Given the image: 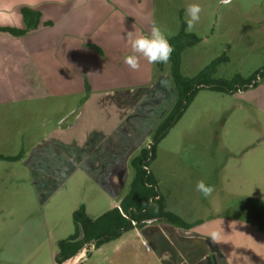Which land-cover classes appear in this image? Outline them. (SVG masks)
<instances>
[{
    "label": "rangeland",
    "instance_id": "374dc122",
    "mask_svg": "<svg viewBox=\"0 0 264 264\" xmlns=\"http://www.w3.org/2000/svg\"><path fill=\"white\" fill-rule=\"evenodd\" d=\"M191 3L203 9L187 31L199 42L183 52L181 74L195 78L225 58L213 81H258L235 94L200 91L158 133L178 99L171 62L142 58L130 70L127 33L147 34L155 22L171 40ZM87 8L66 29L74 36L50 32L45 51L0 60V264H56L59 243L75 234L73 213L83 204L97 218L125 197L131 161L154 143L150 171L166 180L164 190L183 189L174 212L210 247H225L231 233L235 249L263 264L264 0H90ZM60 13L46 10L25 36L52 31L69 18ZM200 180L214 186L211 196L196 190ZM129 239L119 253L113 244L92 250L83 264H133L125 254L142 241Z\"/></svg>",
    "mask_w": 264,
    "mask_h": 264
},
{
    "label": "trees",
    "instance_id": "16d2710c",
    "mask_svg": "<svg viewBox=\"0 0 264 264\" xmlns=\"http://www.w3.org/2000/svg\"><path fill=\"white\" fill-rule=\"evenodd\" d=\"M21 16L26 24V29L0 26V33L17 37L25 36L28 29L37 26L40 22L41 13L24 8L21 10ZM169 41L174 48L169 61L171 62L172 77L178 99L172 112L160 126L158 133L166 131L176 124L202 90L235 94L239 91H246L257 84V76L247 81L240 77L232 82L213 81V75L219 64L227 61L225 58L214 61L195 78L184 77L181 74V56L187 48L198 44L199 40L195 35L187 33L186 24L183 23L180 34ZM259 77H264V71L260 73ZM20 158L8 160L18 161ZM155 158L156 144L150 149H143L140 155L131 161L135 176L129 193L122 200L119 208H114L93 220L88 216L86 206L80 205L73 213L75 234L68 240L59 243V251L55 257L56 264H64L69 261L77 256L85 246H88V250L92 246L99 249L103 245L119 239L125 232L132 230L135 226H144L142 221L147 218L165 217L171 224L190 228V225L186 224L180 217L165 211L158 182L150 172V164ZM257 224L264 228V220H258ZM87 256L89 257L88 251Z\"/></svg>",
    "mask_w": 264,
    "mask_h": 264
},
{
    "label": "crops",
    "instance_id": "0c3cea01",
    "mask_svg": "<svg viewBox=\"0 0 264 264\" xmlns=\"http://www.w3.org/2000/svg\"><path fill=\"white\" fill-rule=\"evenodd\" d=\"M88 1L90 0H0V26L18 28L17 25L21 24L20 27H22L25 23L21 16V10L24 8L41 14L46 10L56 9L59 12L61 11L60 15L63 13L69 17L68 20L56 24L52 31H43L36 35L17 37L0 33V60H6L5 58L21 60L24 57L27 58L31 51H45L47 48L45 45L46 38L50 32H59L63 36H74L68 34L66 29H71L75 25L77 17L89 15ZM61 29L64 32H61ZM151 173L158 182L165 211L180 217L186 224L190 225V228H183L171 224L167 220H160L156 223L144 224L142 227L135 226L132 230L125 232L119 239L105 245H116V252L119 253L122 250L121 245L124 244V240L129 239V237V240L133 238L142 241L141 245L134 244L125 254L127 258L132 256L131 261L133 264H251L253 262V252L249 250L238 251L230 244L231 233L225 235L228 245L224 242L225 247H221L220 243L217 244L216 249L210 247L206 242L208 237L194 230L195 226L193 225L196 223L190 222L187 215L173 210L174 205H177L179 199L183 197V189L176 188L175 190L171 188L164 190L162 187H165L163 185L166 180L154 175L153 172ZM125 197L115 202V205H112L108 211L119 208ZM174 201L177 203H174ZM86 209L91 219L98 218H92L87 206ZM261 228L264 230L263 227ZM245 236L247 237V235ZM225 238H223V241ZM103 247L104 245L101 248ZM92 250L96 251L98 249H95L94 246L90 247L87 250L89 255ZM83 256L84 254L80 257L83 258L80 264H83L88 258L87 255L85 258ZM116 264H122L121 260H117Z\"/></svg>",
    "mask_w": 264,
    "mask_h": 264
},
{
    "label": "clouds",
    "instance_id": "9594fccd",
    "mask_svg": "<svg viewBox=\"0 0 264 264\" xmlns=\"http://www.w3.org/2000/svg\"><path fill=\"white\" fill-rule=\"evenodd\" d=\"M224 5L231 3V0H220ZM202 7L199 4L191 3L186 7V31L191 32L196 23L200 20ZM127 42L131 48V54L124 57V63L132 71L140 69V60L143 58L149 64H166L174 51L172 44L169 41L168 35L155 22L152 23L150 31L147 34L134 32L127 33ZM196 190L199 191L205 198L212 195L214 186L206 184L200 180L196 184ZM216 232H212L210 239L215 241Z\"/></svg>",
    "mask_w": 264,
    "mask_h": 264
},
{
    "label": "water",
    "instance_id": "95a60500",
    "mask_svg": "<svg viewBox=\"0 0 264 264\" xmlns=\"http://www.w3.org/2000/svg\"><path fill=\"white\" fill-rule=\"evenodd\" d=\"M154 144H156V143H154ZM160 220H166V218L165 217H156V218H150V219L147 218V219L143 220L142 223L143 224H152V223H156ZM87 250H88V246H85L77 256L73 257L72 259L65 262L64 264H75L77 258H80L82 256V254L86 253Z\"/></svg>",
    "mask_w": 264,
    "mask_h": 264
},
{
    "label": "bare ground",
    "instance_id": "6f19581e",
    "mask_svg": "<svg viewBox=\"0 0 264 264\" xmlns=\"http://www.w3.org/2000/svg\"><path fill=\"white\" fill-rule=\"evenodd\" d=\"M78 259V258H77Z\"/></svg>",
    "mask_w": 264,
    "mask_h": 264
}]
</instances>
